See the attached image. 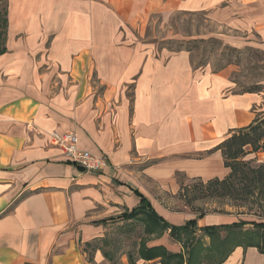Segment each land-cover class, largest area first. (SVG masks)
<instances>
[{
    "label": "crops",
    "instance_id": "obj_1",
    "mask_svg": "<svg viewBox=\"0 0 264 264\" xmlns=\"http://www.w3.org/2000/svg\"><path fill=\"white\" fill-rule=\"evenodd\" d=\"M225 1L6 0L0 264H129L127 255L160 264L137 257L142 238L147 248L181 251L168 231L147 237L142 223L117 217L143 197L170 225L195 219L181 187L229 175L216 147L264 111L263 94L232 93L226 69L194 67L187 51L155 53L120 29L151 13ZM53 131L75 133L78 147L104 157L106 167L88 173L68 162L50 143ZM237 221L203 213L196 223ZM102 239L120 242L109 261L101 243L84 249ZM220 264H264V254L235 247Z\"/></svg>",
    "mask_w": 264,
    "mask_h": 264
},
{
    "label": "rangeland",
    "instance_id": "obj_2",
    "mask_svg": "<svg viewBox=\"0 0 264 264\" xmlns=\"http://www.w3.org/2000/svg\"><path fill=\"white\" fill-rule=\"evenodd\" d=\"M6 7V0H0V24L7 20ZM3 27L0 29L4 30ZM6 29L7 24L4 45ZM120 33L127 41L147 45L155 53L187 51L194 67L208 66L214 72L231 58L232 63L224 67L230 76L231 92L243 93L257 87L263 94L264 107V0H227L208 10L151 13L143 21L121 27ZM230 48L237 52L231 53ZM262 114L264 111L258 115ZM254 156L255 161H264V152L247 155L244 159L251 160ZM197 184L189 182L187 198L181 199L187 212L218 213L228 215L231 220L264 222V218L259 220L254 215H237L239 210L231 207L233 202L222 196L201 194L195 189ZM248 207L251 214L260 212L254 203ZM136 239L130 238V246ZM203 240L208 242L206 238Z\"/></svg>",
    "mask_w": 264,
    "mask_h": 264
},
{
    "label": "trees",
    "instance_id": "obj_3",
    "mask_svg": "<svg viewBox=\"0 0 264 264\" xmlns=\"http://www.w3.org/2000/svg\"><path fill=\"white\" fill-rule=\"evenodd\" d=\"M6 24L5 18L0 27L3 25L5 30ZM4 30L0 29V55L6 51L3 41ZM228 50L231 53L237 52L233 48ZM231 63V58H228L226 64L217 71ZM260 92L256 87L243 93ZM216 150L221 152L223 165L230 170L229 175L223 180L198 182L196 191L230 200L234 203L231 207L239 210L237 215H254L259 220L264 218V161H255V156L251 160L244 159L247 155L264 152V114L256 115L245 127L231 130L229 137L222 141ZM188 189V186L181 187L179 198L186 199ZM253 203L259 208L258 214H251L252 210L248 205ZM202 216L203 213L200 212L195 219L185 222L184 225L173 226L160 218L147 200L141 197L136 208L122 213L117 219L137 220L143 224V233L147 237L153 233L161 235L168 231L169 237L181 246L179 253H171L160 246L147 248L142 238L137 249V257L143 261L159 259L160 264H220L235 247L244 249L253 247L264 254V222L238 220L230 224L199 228L196 220ZM198 233L201 236H197ZM204 238L208 242H205ZM98 243H101L102 249ZM119 244V239H102L95 244H85L84 249L85 251L101 249L103 257L109 261L111 254L119 249ZM132 245L135 246V242ZM103 247L110 250L106 251ZM127 258L129 264H136L132 255H127Z\"/></svg>",
    "mask_w": 264,
    "mask_h": 264
},
{
    "label": "built area",
    "instance_id": "obj_4",
    "mask_svg": "<svg viewBox=\"0 0 264 264\" xmlns=\"http://www.w3.org/2000/svg\"><path fill=\"white\" fill-rule=\"evenodd\" d=\"M50 143L59 148L65 159L76 165L80 170L88 173H99L107 165V160L78 147V139L73 132L49 134Z\"/></svg>",
    "mask_w": 264,
    "mask_h": 264
}]
</instances>
